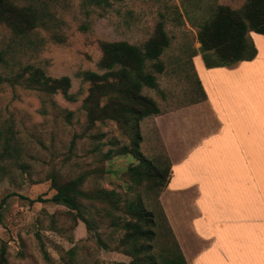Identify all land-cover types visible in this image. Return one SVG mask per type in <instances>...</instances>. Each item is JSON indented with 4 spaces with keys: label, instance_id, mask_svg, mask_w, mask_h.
I'll use <instances>...</instances> for the list:
<instances>
[{
    "label": "rangeland",
    "instance_id": "rangeland-1",
    "mask_svg": "<svg viewBox=\"0 0 264 264\" xmlns=\"http://www.w3.org/2000/svg\"><path fill=\"white\" fill-rule=\"evenodd\" d=\"M14 1L32 4L43 22L24 38L13 37L0 26V45L7 52L0 73L7 77L25 65H34L51 77L67 75L74 100L60 92L43 95L23 85L0 82V129L12 136L11 155L0 160L6 170L0 174V250L5 249L6 264H114L131 260L122 251L124 230L112 223L125 218L123 211H115L112 217L104 205L87 203L86 213L95 225L90 231L84 222L73 221L67 207L36 200L55 193L50 184L52 173L61 179L86 173L85 189H113L123 200L139 195L156 221L150 252L159 260L171 239L160 202L170 161L155 127L156 116L138 122L139 149L162 175L151 189L145 187L146 181L136 187L127 172L130 165L138 163L136 158L127 153L103 159L109 150L130 148L131 132L112 120L98 121L87 129L81 103L88 83L80 73L99 71L101 41L126 40L141 46L162 21L171 39L160 57L165 70L157 74V88L144 87L142 92L156 101L160 114L191 113L193 102L202 97L190 57L191 47L199 46L195 24L209 17L211 7L217 4L239 8L245 0ZM68 111L72 113L69 121ZM2 149L0 143V152ZM92 233H99L108 248L100 247Z\"/></svg>",
    "mask_w": 264,
    "mask_h": 264
},
{
    "label": "trees",
    "instance_id": "trees-1",
    "mask_svg": "<svg viewBox=\"0 0 264 264\" xmlns=\"http://www.w3.org/2000/svg\"><path fill=\"white\" fill-rule=\"evenodd\" d=\"M108 3V0H86L87 3ZM32 4H18L14 0H0V26L9 30L16 38L29 36L43 21ZM195 24L197 27L196 40L200 44L199 52L206 67L232 65L238 61L249 60L255 56L256 49L249 37L254 31L264 35V0H245L239 8L217 4L210 9V16ZM170 36L165 30L163 22H158L153 34L141 45L131 44L126 40L101 41L102 52L97 66L99 71L85 70L80 73L83 81L88 83L87 94L81 103L85 113L87 129L98 121L112 120L121 129L131 132V147L123 146L115 151L109 150L103 159H110L115 155L129 153L138 161L127 169L133 185L139 187L146 181L145 187L151 189L158 185L157 178L162 175L152 161L144 156L139 149L141 134L138 122L144 117L160 113L156 101L142 92L144 87L157 88V74L165 70L161 55L170 46ZM1 43V40H0ZM191 47L190 57L198 51ZM6 50L0 45V67L6 62ZM195 72V71H194ZM8 81L11 85L19 84L35 90L43 95L62 93L68 100H74L70 93L71 78L67 75L51 77L45 71L34 65H25L19 71L4 77L0 73V82ZM203 100L206 95L197 78ZM71 111L66 112L69 121ZM12 136L6 135L0 129V143L3 149L0 160L11 155ZM167 178L162 187H166L170 175L168 165ZM6 171L0 165V174ZM102 171V170H101ZM86 173H81L70 179H61L57 173L50 176L51 188L55 193L47 199L37 197L39 201H51L67 207L74 222L85 223L88 230L93 231V219L86 213L87 203L104 205L106 213L114 216L117 210L123 211L125 218L121 221L113 219V224L124 230L120 239L122 251L131 257L126 262L114 264H188L180 246L173 236L165 214L162 217L167 226L171 239L170 244L162 248L161 258L158 260L150 251L156 237V221L152 211L144 204L142 198L122 199L113 189L102 187L94 190L85 189L83 184ZM123 201V206L120 205ZM0 204V220H1ZM97 238V244L108 248L107 243L99 237V233H92ZM5 249L0 250V264H6Z\"/></svg>",
    "mask_w": 264,
    "mask_h": 264
},
{
    "label": "crops",
    "instance_id": "crops-1",
    "mask_svg": "<svg viewBox=\"0 0 264 264\" xmlns=\"http://www.w3.org/2000/svg\"><path fill=\"white\" fill-rule=\"evenodd\" d=\"M249 60L193 67L206 97L154 116L170 161L160 202L188 264H264V35ZM198 45H200L197 42Z\"/></svg>",
    "mask_w": 264,
    "mask_h": 264
}]
</instances>
